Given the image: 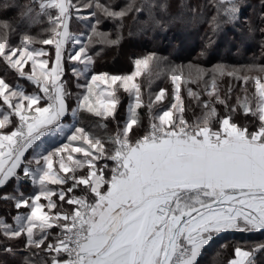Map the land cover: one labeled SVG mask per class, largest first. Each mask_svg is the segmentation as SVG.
<instances>
[{
  "label": "snow or ice",
  "instance_id": "obj_1",
  "mask_svg": "<svg viewBox=\"0 0 264 264\" xmlns=\"http://www.w3.org/2000/svg\"><path fill=\"white\" fill-rule=\"evenodd\" d=\"M33 3L39 11L30 23L45 16L46 38L21 34L13 45L16 29L0 21V63L35 86L26 92L0 78V203L14 222L0 217V264H198L222 233H264V64L255 58L239 67L173 63L170 93L166 87L152 93L149 84L147 103L136 81L157 60L154 52L134 58L130 74L88 75L100 54H91V47L119 46L125 19L137 33L167 31L176 22L201 19L207 5ZM244 6V0H218L213 35L222 23L239 21ZM258 18L264 24V12ZM105 21L116 25L114 38L101 30ZM81 22L91 33L87 42L74 34ZM244 22L249 38L259 31L264 52V27ZM214 43L210 38L200 55ZM35 45L52 46L54 55ZM121 93L128 97L124 120L118 116ZM81 110L99 119L103 136L75 124L65 132L69 112L75 118ZM56 135L66 142L43 147ZM22 183L35 191L26 194ZM262 252L264 243L237 246L228 264H257Z\"/></svg>",
  "mask_w": 264,
  "mask_h": 264
},
{
  "label": "trees",
  "instance_id": "obj_2",
  "mask_svg": "<svg viewBox=\"0 0 264 264\" xmlns=\"http://www.w3.org/2000/svg\"><path fill=\"white\" fill-rule=\"evenodd\" d=\"M110 0H101V3H109ZM128 0H116L117 6L124 5ZM143 2V0H138ZM173 4L179 3V0H171ZM189 5H207L203 9V16L198 20H185L184 22H176L168 27L167 31H161L159 29L155 31H149L147 33H137L133 22L130 18L125 19V27L122 30V42L119 46H111L107 44H94L91 47V54L99 52L98 56L94 55V62L92 71L89 72V77L92 72L107 71L112 74H130L134 71L133 57H143L149 53H156L157 60L150 63L149 67L145 69L138 83L142 85V94L144 101L147 103L149 84H151V91L155 92L161 87H166L171 90L170 83V71L168 67L173 63H195L204 67H211L217 62H224L230 66L239 67L243 64L252 62L255 58L257 63L264 64V52L261 51L259 44L260 34L257 31L255 37H248V25L244 22L245 19L251 22L253 27L259 29L264 27L259 20V15L264 12L260 8V0H249L248 5L244 6L240 12V20L235 24L222 23V29L218 35H213L212 31V16L216 15V4L218 0H186ZM6 5V6H5ZM28 7H32L33 11L28 17L21 16V13L27 11ZM39 11L38 4H34L33 0H0V21L7 20L16 29L10 36V41L15 45L19 41L21 34H28L36 36L37 38H46L48 33L44 30L49 28L47 18L43 15L39 16L40 23L31 24V20L36 18V14ZM176 9H173L175 12ZM55 14V10H53ZM145 14H140V19H144ZM221 19H223L221 17ZM84 25L81 22L77 25V32L80 31V27ZM116 25L110 21H105L101 25V30L108 31L114 38ZM132 30L134 35L129 36V30ZM239 29V31H238ZM87 36L83 39V42H87V38L91 35L90 31L86 30ZM214 39L215 43L210 49H207L206 57L201 56L200 53L206 50L209 39ZM139 39V41H136ZM34 47H44L46 49H52V46L35 45ZM240 49V55L236 54V49ZM54 55V49H52ZM167 58L164 60L162 58ZM116 64L119 65L117 69ZM0 67L1 78L6 79L9 83L19 80L23 83L30 82L26 79L19 78L15 71L7 68L3 63ZM170 68V67H169ZM187 72V69H185ZM194 90L195 85H191ZM35 87V86H34ZM222 87H226V82L222 84ZM239 87V84H237ZM73 90L75 87L73 84ZM254 91V89H252ZM122 101L118 109V116L121 120L126 118V107L128 104V97L126 94L121 93ZM170 98V95L169 97ZM72 107H75V98L69 101ZM167 103V99L165 101ZM187 103V100H186ZM144 116L143 122L146 123V109L139 110ZM199 109H195V114H199ZM189 120H191L192 114H185ZM67 118H72L71 114H68ZM99 119L93 117L86 110L78 111L66 133L69 132L73 124L76 126L85 127L90 132L103 136L104 132L98 127ZM109 132L114 134V128L109 122ZM61 142H66L64 137L57 139L45 147H51L59 145ZM79 155V154H77ZM11 190V188H9ZM21 190L26 194L34 192L35 189L28 183L21 184ZM0 214L2 217H6L9 222L10 216L2 203H0ZM14 214V210H13ZM0 242H3V238L0 237ZM264 243V233H241V232H226L221 234L212 244L210 248L202 252L201 257L198 259V264H228V262L234 257V249L237 246L243 249L250 250L256 245ZM22 247V246H21ZM21 250V255H27ZM43 256V253H41ZM36 257H33L35 259ZM45 260L48 257H44ZM257 264H264V252L260 253L256 257Z\"/></svg>",
  "mask_w": 264,
  "mask_h": 264
},
{
  "label": "rangeland",
  "instance_id": "obj_3",
  "mask_svg": "<svg viewBox=\"0 0 264 264\" xmlns=\"http://www.w3.org/2000/svg\"><path fill=\"white\" fill-rule=\"evenodd\" d=\"M244 3H245V6L246 5H248V3H249V0H244ZM83 11V13L84 14H88V10H82ZM86 30H87V28H86V26L85 25H83L82 26V28L80 27V31L79 32H75L74 34H76L82 41H83V39L87 36V33H86ZM136 41H139V39H137ZM11 42V41H10ZM12 43V42H11ZM13 45H15L14 43H12ZM46 49V48H45ZM134 58H139L138 56H136V57H133V59ZM2 65V63H0V67L2 68L3 66H1ZM171 66V65H170ZM169 66V67H170ZM119 67V65L118 64H116V68L117 69H120V68H118ZM168 67V69H170ZM0 78H1V76H0ZM140 77H137V81L136 82H138V79H139ZM13 84V86H15L16 84H19L26 92H31V91H33L34 90V86H31V85H29L28 83H23V82H20L19 80H16V82L14 83V82H12ZM11 84V83H10ZM159 90H157V91H155V92H152V93H156V92H158ZM0 103H2V98H0ZM70 126V125H69ZM68 126V127H69ZM57 136V135H56ZM56 136H50L49 138L52 140V139H55V137ZM43 147H45V144H44V146ZM228 233V232H227ZM234 258V257H233Z\"/></svg>",
  "mask_w": 264,
  "mask_h": 264
},
{
  "label": "crops",
  "instance_id": "obj_4",
  "mask_svg": "<svg viewBox=\"0 0 264 264\" xmlns=\"http://www.w3.org/2000/svg\"><path fill=\"white\" fill-rule=\"evenodd\" d=\"M70 114H71V112H69ZM71 116H72V114H71ZM68 117V116H67ZM65 118V132H66V130L68 129V126L71 124V122H72V119H73V116H72V118L70 119V118ZM62 136L61 135H57L56 137H55V139H50L49 137L45 140V145L46 144H49V143H51V142H53V141H56L57 139H59V138H61ZM0 217H2L1 216V214H0ZM230 232V231H229ZM226 233V232H225ZM223 234V233H222ZM221 235V234H220ZM199 259V258H198ZM233 259V258H232Z\"/></svg>",
  "mask_w": 264,
  "mask_h": 264
}]
</instances>
